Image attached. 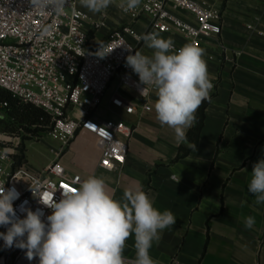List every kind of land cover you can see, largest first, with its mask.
<instances>
[{
  "label": "crops",
  "instance_id": "1",
  "mask_svg": "<svg viewBox=\"0 0 264 264\" xmlns=\"http://www.w3.org/2000/svg\"><path fill=\"white\" fill-rule=\"evenodd\" d=\"M214 2L222 14L221 33L199 46L205 50L214 87L196 148L176 160L179 148L189 143L177 144L173 130L156 119L155 92L145 111L134 92L118 89L134 104L135 112L126 115L113 109L109 98L116 81L96 115L102 120L120 119L133 130L125 164L112 172L99 169L95 147L76 136L92 147L76 172L103 178L117 200L125 188L139 184L158 210H170L176 217V224L165 229L150 249L158 264H264V204H257L248 191L253 165L264 159V0ZM118 3L106 9L104 26L89 32L93 43L104 41L120 25L143 31L145 20L131 23ZM84 10L91 21H99V13ZM168 38L178 47L188 43ZM141 52L152 54L144 44ZM248 216L255 219L251 229L245 227ZM124 256L128 262L135 258L132 238Z\"/></svg>",
  "mask_w": 264,
  "mask_h": 264
},
{
  "label": "built area",
  "instance_id": "2",
  "mask_svg": "<svg viewBox=\"0 0 264 264\" xmlns=\"http://www.w3.org/2000/svg\"><path fill=\"white\" fill-rule=\"evenodd\" d=\"M125 14L131 23L145 20L141 33L133 25H120L104 41L93 43L89 32L104 26L106 10L99 13V21H91L79 0H70V6L59 16L32 9L30 0H0V90L42 109L50 118L47 135L61 148L77 135L92 137L99 153L97 167L108 172L125 164L133 130L120 119L97 117L105 94L116 81L109 105L131 115L135 106L118 89L134 92L145 111L149 110V95L155 92L150 87L149 93L141 96L139 88L143 85L126 65L129 54L141 51L144 42L138 37L155 31L162 38L180 37L199 47L204 40L215 41L221 33L222 14L214 0H141L137 9ZM10 142L11 138L0 139V185L15 187L20 193L13 203L20 218L25 215L19 211L20 205L27 201L25 207L41 209L46 221L51 209L40 201L53 197L58 201L62 191L78 187L85 177L66 170L59 158L61 148L51 150L56 157L40 171L30 169L25 161L18 164V141ZM6 231L0 226V232ZM0 264L39 261L38 257L29 261L26 250L6 247L0 239Z\"/></svg>",
  "mask_w": 264,
  "mask_h": 264
},
{
  "label": "clouds",
  "instance_id": "3",
  "mask_svg": "<svg viewBox=\"0 0 264 264\" xmlns=\"http://www.w3.org/2000/svg\"><path fill=\"white\" fill-rule=\"evenodd\" d=\"M115 0H79L94 14L104 12ZM31 8L62 15L70 0H30ZM141 0H119L117 7L125 13L134 11ZM47 31V29H46ZM138 39L152 50L151 56L135 51L126 57V65L138 75L140 95L154 88V111L162 126L174 132L177 144L187 141V131L196 124V112L204 101L211 102L214 87L204 59L205 50L193 43L179 49L171 38L158 32L142 34ZM130 53L132 49L125 47ZM196 148V145H192ZM257 204H264V159L253 165L248 184ZM20 193L15 187L0 185V239L6 247L26 250L29 261L38 257L39 264H128L124 250L133 239L135 258L131 264H158L151 255L161 233L176 224L170 210L160 211L139 184L125 188L120 200L114 198L105 180L89 176L71 191H62L57 201H40L51 209L46 221L41 209L35 211L20 205L17 215L13 203ZM255 224L245 218V227Z\"/></svg>",
  "mask_w": 264,
  "mask_h": 264
},
{
  "label": "trees",
  "instance_id": "4",
  "mask_svg": "<svg viewBox=\"0 0 264 264\" xmlns=\"http://www.w3.org/2000/svg\"><path fill=\"white\" fill-rule=\"evenodd\" d=\"M5 103V106L2 104ZM204 101L196 112V124L187 131L188 147H180L176 160L183 157L196 145L203 125L204 110L208 105ZM50 124L49 116L40 108L30 103H25L15 98L9 91L0 90V132L8 135H34L39 131H47ZM24 161V156L19 154L17 162Z\"/></svg>",
  "mask_w": 264,
  "mask_h": 264
},
{
  "label": "rangeland",
  "instance_id": "5",
  "mask_svg": "<svg viewBox=\"0 0 264 264\" xmlns=\"http://www.w3.org/2000/svg\"><path fill=\"white\" fill-rule=\"evenodd\" d=\"M118 1L116 0L115 2ZM20 133V135H8L0 132V139L11 138L10 144H16L18 141V155L24 156V161L30 169L37 171L43 169L56 157L51 150L59 151L61 148L57 140L47 135V131H39L34 135H26L23 131ZM82 137L91 142L94 147V139L92 137L87 135H82ZM61 150L59 155V158H61L60 162L68 172L74 173L81 169L79 166L81 159L92 151V147L83 141L82 138L75 137L66 146H62Z\"/></svg>",
  "mask_w": 264,
  "mask_h": 264
},
{
  "label": "snow or ice",
  "instance_id": "6",
  "mask_svg": "<svg viewBox=\"0 0 264 264\" xmlns=\"http://www.w3.org/2000/svg\"><path fill=\"white\" fill-rule=\"evenodd\" d=\"M65 187H67V186H65Z\"/></svg>",
  "mask_w": 264,
  "mask_h": 264
}]
</instances>
